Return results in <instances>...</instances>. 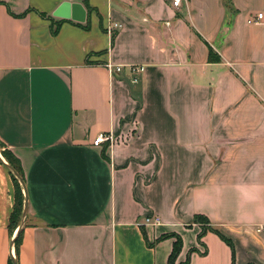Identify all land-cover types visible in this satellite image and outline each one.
<instances>
[{"label": "crops", "instance_id": "0c3cea01", "mask_svg": "<svg viewBox=\"0 0 264 264\" xmlns=\"http://www.w3.org/2000/svg\"><path fill=\"white\" fill-rule=\"evenodd\" d=\"M229 1L0 0V144L28 203L16 264H168L171 233L175 264L192 248L189 264H231L214 231L234 264H264V0ZM65 2L82 22L52 16ZM13 205L0 163V264Z\"/></svg>", "mask_w": 264, "mask_h": 264}, {"label": "trees", "instance_id": "16d2710c", "mask_svg": "<svg viewBox=\"0 0 264 264\" xmlns=\"http://www.w3.org/2000/svg\"><path fill=\"white\" fill-rule=\"evenodd\" d=\"M223 2H224V7L226 8V11L229 13H232L233 11H232V6H231L230 1L229 0H223ZM40 15L43 18H45L44 14L40 13ZM48 19L51 21L50 27H51L52 33L55 34L58 31V28L61 24V21L54 22L52 18H48ZM208 60L209 61H215L216 60V58L213 56L211 50H209V53H208ZM0 155L5 159L6 163L9 166H11L14 169V171H16V173L20 176V178L24 181V176H23V172H22L19 161L12 154H10L8 151L2 150L1 144H0ZM10 175H11L13 186H14V205H13V209H12V212L10 214V217H9L8 232H9V235L12 237L14 232L17 229L18 224H19V220H20V216H21V212H22V207H23L24 194H23L22 187L20 186L18 180L11 173H10ZM193 221H194V223H198L201 225V231L197 235V242L199 245L203 246L205 249V246L201 242V239L204 237V235L206 234L207 231L211 230L209 228V222L205 217L200 216V215H195ZM22 229L19 231L18 236L16 237L15 242H14L13 248H14L15 255L17 253V249H18L19 244H20V237H21ZM214 233L230 248L231 264H234L235 254H234V247H233L232 241L230 239L226 238L224 235H222L219 231H214ZM167 238H174V242L172 244V250H171V253L168 257V264H175L176 258H177L178 254L180 253V250L182 248V240L177 234L171 233V234H166V235L160 236L157 239V241H161V240H164ZM194 252L199 253L201 255H204L206 250H204V252L200 253L195 248L190 249L189 252L187 253L186 260L182 264H189L190 255ZM8 264H12L11 260L8 261Z\"/></svg>", "mask_w": 264, "mask_h": 264}, {"label": "built area", "instance_id": "2783aa9c", "mask_svg": "<svg viewBox=\"0 0 264 264\" xmlns=\"http://www.w3.org/2000/svg\"><path fill=\"white\" fill-rule=\"evenodd\" d=\"M181 1L182 0H172V5L177 7ZM260 19H262V14H257L256 19L248 20V23H255L258 22ZM118 28H120V25L118 23L110 22L108 24L106 31L108 34H112ZM104 66L111 76H113L114 74H121L124 69V67L122 66L112 65L110 62H106ZM127 71L129 75L134 77L143 71V67L137 65H131L127 67ZM133 80L135 79L133 78ZM114 138L115 137L112 134L99 133L93 140L92 145L98 147L104 143H112L114 142ZM160 223L161 221L159 217L155 215H148L143 217L140 221H138L137 224L140 227H148V226H157Z\"/></svg>", "mask_w": 264, "mask_h": 264}, {"label": "water", "instance_id": "95a60500", "mask_svg": "<svg viewBox=\"0 0 264 264\" xmlns=\"http://www.w3.org/2000/svg\"><path fill=\"white\" fill-rule=\"evenodd\" d=\"M82 7L78 4H71L70 2H65L62 3L52 14L53 17L58 18V19H63V20H76V21H83V18L80 17L79 13ZM82 12V11H81ZM83 14V12H82ZM0 163L4 165V167L18 180L20 186L22 187V191L24 194V201H23V207H22V212L19 220V224L17 226L16 231L14 232L11 240H10V260L12 264H16V260L12 254V249L14 246V242L16 237L18 236L19 231L23 228L24 221L26 218V213H27V196H26V189L23 180L20 178V176L14 171V169L9 166L1 157L0 155Z\"/></svg>", "mask_w": 264, "mask_h": 264}, {"label": "rangeland", "instance_id": "374dc122", "mask_svg": "<svg viewBox=\"0 0 264 264\" xmlns=\"http://www.w3.org/2000/svg\"><path fill=\"white\" fill-rule=\"evenodd\" d=\"M161 220V219H160Z\"/></svg>", "mask_w": 264, "mask_h": 264}]
</instances>
